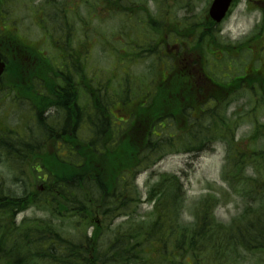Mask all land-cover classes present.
I'll return each instance as SVG.
<instances>
[{"label": "trees", "instance_id": "16d2710c", "mask_svg": "<svg viewBox=\"0 0 264 264\" xmlns=\"http://www.w3.org/2000/svg\"><path fill=\"white\" fill-rule=\"evenodd\" d=\"M100 2L117 7L111 0ZM77 10L75 2H64L51 15L54 40L62 39L59 63L41 57L22 73L12 49H0L9 62L0 91L12 100L16 94L18 99H36L26 116L31 124H19L27 132L38 129L32 139L0 137V160L16 156L23 163L34 156L48 177L45 182L36 177L42 192L24 191L21 196L0 186V264H264V124H254L248 142L239 144L238 122L226 113L228 99L243 84L219 85L225 92L202 100L193 90L184 58L166 55L168 76L155 79L151 95L141 87L124 86L128 72L114 80L105 75L101 82L87 70L89 46L84 42L76 48L71 38L68 45L66 36L73 31L69 16L78 18ZM262 34L260 28L253 39L262 40ZM24 57L36 60L35 54ZM259 77L250 78V92L264 103V76ZM120 105L128 112L126 121L116 117ZM222 107L220 115L216 110ZM5 126L11 128L4 129L8 138L18 137L9 122ZM214 141L226 143L224 178L238 193L234 196L245 201L238 216L221 221L216 194L202 197L188 210L184 185L176 175L160 176L147 192L151 211L140 214L144 201L136 178L141 172L180 150L202 153ZM31 207L47 216L18 224V213ZM187 211L192 220L184 218Z\"/></svg>", "mask_w": 264, "mask_h": 264}, {"label": "rangeland", "instance_id": "374dc122", "mask_svg": "<svg viewBox=\"0 0 264 264\" xmlns=\"http://www.w3.org/2000/svg\"><path fill=\"white\" fill-rule=\"evenodd\" d=\"M66 1L81 5L76 12L78 18L74 14L69 16L70 22L68 26L73 29L71 40L76 48L80 47L84 42L89 46L86 62L88 72L92 73L101 82L107 78L106 76L111 77L113 75L114 80L120 78L122 73L128 72L130 78L128 76L125 77L124 86L141 87L143 92H145L147 86L153 85L155 78L158 80V76L163 68L165 71L168 70L169 59L164 57V53L161 50L165 45L174 42V37L169 32L167 33L169 25H172V21L177 22L179 33L183 35L182 38L187 44L192 38L189 34L194 35L203 32L202 28L197 25L203 24L205 19L204 13L212 0H131V3L125 5L131 6L133 4L136 7V11L133 9L135 11L134 15L127 14L128 8H126V13L116 14L104 7L102 3L99 4L97 0H16L18 4L16 6V20L19 23L22 34H27L35 41L39 40L44 32L49 31L56 37L54 31L56 28L52 27L53 16L51 15L54 14L56 8L64 6V2ZM235 1V6L232 7L230 14L220 24L221 35L225 41H228V44L232 42L237 44L239 42H247L248 37L252 36L251 33L253 31H258L261 27L264 30V24L262 23L260 28L254 30L255 26L260 22L261 14L258 11H250L247 8V0ZM41 2H47L44 5V9L45 13L49 14L47 25H43V30L36 24L34 19V8ZM30 3L31 5H29ZM140 5L144 6V11L140 8L138 9ZM123 8H125L124 4ZM126 14L130 17H127ZM154 21L160 22V27L166 40V43L162 46L157 43L158 34L150 28ZM70 37L68 38V45ZM135 43L139 45L143 44L144 47L138 45L136 48ZM207 43L208 41H205L203 45L205 46ZM150 45L159 50V52L153 54L147 53L146 50L152 51ZM174 46L178 47L177 45ZM256 46L261 49L264 47V43L263 45H253L251 49L252 53L257 50ZM183 48V51L186 53L185 56L188 57L186 60L188 62L193 60L197 62V53L188 50H191L192 47L188 46L187 49V45H184ZM44 49L48 50V56L52 62H60L61 51L57 48L55 42L51 46V41L47 38ZM179 51L181 52L182 50L179 49ZM154 52L156 51L154 50ZM172 52L176 53L177 51ZM242 53H246L247 56L242 54L234 60L229 59L232 61L231 67L233 71L230 70L226 74L228 80H233V77L236 75L243 74L244 65H242L241 58H244L248 62L251 53L246 50ZM146 54L148 56H145ZM139 55H142V57H139ZM35 56V64L37 62L39 64L40 59L43 57L41 58L38 54H35ZM262 56L264 57V52H262ZM137 57L138 59H136ZM216 57L219 59L218 56ZM213 64L217 66V63L213 62ZM218 64L224 67L227 63L219 60ZM221 65L214 70L213 77L216 80L222 81L224 80L222 73L227 70L222 69ZM249 69L252 72L256 71L253 64H250ZM18 81H21V79H18ZM16 92L18 93V86ZM135 92L136 90H133L131 95H134ZM35 100L34 98L30 101H22L18 111L22 112L28 105L35 103ZM228 100V116L239 123L237 140H246L253 133L254 124H264V103H262V99L259 96L253 97L250 89L247 92L235 93ZM6 105L7 102L3 98L0 101V118L4 119L6 117L10 125L16 128L20 121L16 114V108H11V102L7 105V109H5ZM120 108L122 111L118 107L115 109L117 114H121L125 110L121 105ZM254 109L257 110L254 111ZM8 114L9 117L7 118ZM125 115L127 116L128 114L126 113ZM119 117L122 118V116ZM4 132L5 130L1 129L0 126V137H3L7 141L13 139V136H9L8 138ZM16 133L19 138H22L26 134L22 127L17 128ZM226 160L227 148L222 141L213 144L211 149L207 147V151L199 155L194 156L179 151L166 156L151 169L141 174L136 181V185H138L140 194H142V200L144 201H142L143 205L140 214L151 211L150 205L146 203L147 192L160 179V176L177 175L181 178L184 185L188 210L194 205L195 201L208 194H216L218 199L221 200L216 208L217 217L226 223L231 221L232 218L238 216L244 210L245 201L242 198L234 196L235 194L231 192L223 180ZM23 165L22 173L26 175L23 179L25 181L16 182L14 177L18 172L16 171L15 174L11 166L0 160V183L2 189L8 190L10 188V190H14L19 194L32 190L31 188L34 185L31 180L29 159H26ZM25 184H28L27 189L24 187ZM188 213L189 211L187 213L184 212V218L192 220V217ZM41 217L42 212L34 208H28L18 214L17 222L20 224L25 219L33 220Z\"/></svg>", "mask_w": 264, "mask_h": 264}, {"label": "water", "instance_id": "95a60500", "mask_svg": "<svg viewBox=\"0 0 264 264\" xmlns=\"http://www.w3.org/2000/svg\"><path fill=\"white\" fill-rule=\"evenodd\" d=\"M232 0H214L213 5L210 9V14L213 17V19L217 22H221L223 18L226 16L230 6H231ZM4 64L0 61V76L2 75L4 71Z\"/></svg>", "mask_w": 264, "mask_h": 264}, {"label": "flooded vegetation", "instance_id": "af4514ba", "mask_svg": "<svg viewBox=\"0 0 264 264\" xmlns=\"http://www.w3.org/2000/svg\"><path fill=\"white\" fill-rule=\"evenodd\" d=\"M0 28L2 29L1 22H0ZM14 35L16 36V34H14ZM7 38H8V39H10V37H9V36H7ZM8 43H9L10 45L12 44V43H11V41H10V42H8Z\"/></svg>", "mask_w": 264, "mask_h": 264}]
</instances>
